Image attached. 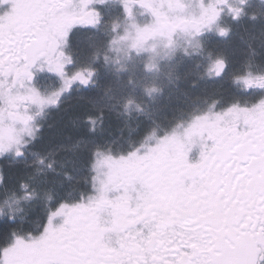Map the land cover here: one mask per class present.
<instances>
[{
  "label": "snow or ice",
  "instance_id": "6c2138e0",
  "mask_svg": "<svg viewBox=\"0 0 264 264\" xmlns=\"http://www.w3.org/2000/svg\"><path fill=\"white\" fill-rule=\"evenodd\" d=\"M10 2L11 10L0 16V153L20 143L16 123L30 134L27 103H56L28 83L38 61L64 78L61 91L75 80L89 82L80 72L66 77L71 58L57 50L74 24L95 25L99 16L84 11L91 0H80L79 12L75 0ZM130 4L155 18L141 39L164 34V28L169 35L176 28L199 32L219 15L209 6L200 19L170 20L164 8H180V0H125L129 15ZM223 68L217 60L211 70L219 75ZM242 81L264 87V78ZM197 144L199 160L190 163ZM103 163L109 171L97 195L61 203L40 235L14 237L0 249V264H264V100L196 116L182 134L166 135L143 153L106 156ZM110 192L119 194L109 198ZM57 216L64 220L54 226Z\"/></svg>",
  "mask_w": 264,
  "mask_h": 264
},
{
  "label": "trees",
  "instance_id": "16d2710c",
  "mask_svg": "<svg viewBox=\"0 0 264 264\" xmlns=\"http://www.w3.org/2000/svg\"><path fill=\"white\" fill-rule=\"evenodd\" d=\"M258 10L260 13L254 10L243 17L244 33L240 28L230 32L232 36L228 39L210 45L202 59L177 61L176 64L185 63L180 70L174 68L173 73L168 70L156 76H146L145 70H139V67L118 69L114 65L108 68V78L97 90H73L67 94L59 107L48 113L39 141L30 147L33 150L30 159L0 168L3 176L0 192L4 193L0 194V206L13 197L24 195V186L31 202L38 204L32 210H26L28 223L19 227L21 234L26 228L28 234L31 233L29 228H34L37 222L44 223L47 203L58 206L75 202L93 192L94 168L99 155L134 151L148 138L168 133L211 105L251 104L250 98L240 94L235 81L243 71V64L235 66V63L245 48V42L247 66L257 65L264 72V25H261L264 5ZM232 37L238 39L235 45H231ZM214 45L218 47L213 48ZM222 45L230 48L227 64L231 63L233 69L220 78L221 75L210 71L207 63L214 50L224 47ZM147 87H150V93H155L151 95L156 100L153 104L139 99ZM128 104H133L134 109L149 105L151 119L147 124L141 123L142 128L137 134H132L125 124L127 115L135 116L134 111L126 108ZM39 230L37 228L36 232Z\"/></svg>",
  "mask_w": 264,
  "mask_h": 264
},
{
  "label": "flooded vegetation",
  "instance_id": "af4514ba",
  "mask_svg": "<svg viewBox=\"0 0 264 264\" xmlns=\"http://www.w3.org/2000/svg\"><path fill=\"white\" fill-rule=\"evenodd\" d=\"M245 5L242 6L241 0H224L222 3H218L217 0H180L182 7L169 9L164 8V12L167 14L170 20L181 18L185 20L200 19L204 9L209 6H215L219 10L218 17L209 25L205 26L199 32H195L191 27L176 28L175 31L168 34L166 28L162 29L164 34H155L151 37L165 38V37H180V36H203L202 38H215L220 34L221 30L225 31L227 39L229 38L228 32L233 29L244 28L243 14L247 13L249 9L254 10L257 7L254 5L264 0H244ZM79 12L80 0H75ZM247 3V4H246ZM125 0H91L84 7V11H95L99 13L98 22L95 25L88 23H76L69 30L68 36L59 45L58 52H63L66 57L71 58L70 63L65 64V75L71 77L75 73L80 72L85 78L88 79L87 84H82L79 80L72 82L71 86L66 90H63L61 95L56 96L55 93L61 91L64 87V78L58 75L56 72L49 71L47 64L43 59L38 61L32 66L30 71L33 74L32 81L28 82L31 87L37 89L42 97H51L55 100L63 99L67 94H70L73 90L84 89L86 92H92L100 87V83L106 82L108 78V68L112 66H118V69H122L124 66L136 67L138 61H135V56L143 55L145 51L151 50L149 47L138 48L136 44V37H140V31L145 27H153L155 25V18L152 13L146 8L141 7L139 4H130L131 15L125 12L124 8ZM250 4V5H248ZM248 5V9H244V6ZM230 9L239 10V15L236 16ZM11 10V2L0 3V16ZM246 10V11H245ZM224 18V19H223ZM188 33V34H187ZM150 37V36H149ZM149 37L147 39H149ZM147 43V42H144ZM215 43V40L209 39L207 46ZM91 73V75H89ZM256 89L255 94H264V87L253 84L252 86H245L243 90L249 94ZM23 91V89H20ZM257 97V96H256ZM261 99V97H260ZM60 100V101H61ZM56 105L44 104L37 105L32 103L26 104V111L28 115H31L33 119L29 122V131H21L24 125L16 123L14 125L16 134L19 137L20 143L13 145L8 151L0 153V168L3 165L10 163H19L21 160L26 161L30 159L31 146L35 142L39 141V136L44 129V125L48 120V113L59 107ZM58 105V106H57ZM52 108L49 110V108ZM21 111H25L21 108ZM6 124H10V121H6ZM17 148L20 150V155H17ZM109 169L107 167L105 175H107ZM1 173V172H0ZM1 183L3 184V176L1 175ZM2 185L0 186L1 189ZM99 190V189H98ZM97 191H93L91 194L82 197L75 202H65L69 206L79 203L87 202L88 198L98 194ZM24 195L19 197H13L8 202L1 203L0 206V246L6 247L13 243L14 237H19L21 230L19 227L28 223L26 210L38 205L31 202V196L28 193V189L23 187ZM2 192H0L1 194ZM4 194V193H2ZM119 194V193H118ZM116 194V195H118ZM114 196H109L113 198ZM2 195H0L1 197ZM23 196H26L23 198ZM47 211H44L43 219L46 220L50 212L55 211L60 205L47 203ZM41 219V220H43ZM64 217L57 216L53 219V225L59 226L63 223ZM41 223V222H40ZM47 223H41V226L35 236L40 235L43 231V227ZM138 228L142 227L137 225ZM32 231L30 235L34 234V229L29 228ZM3 231H6L3 233ZM1 249V248H0Z\"/></svg>",
  "mask_w": 264,
  "mask_h": 264
},
{
  "label": "rangeland",
  "instance_id": "374dc122",
  "mask_svg": "<svg viewBox=\"0 0 264 264\" xmlns=\"http://www.w3.org/2000/svg\"><path fill=\"white\" fill-rule=\"evenodd\" d=\"M242 2V6L245 5V1L241 0ZM249 3V0L248 2ZM246 3V4H247ZM263 4L262 1L257 2L254 7H260ZM250 5V4H248ZM248 5L244 6V9H248ZM256 12L260 13L258 8L254 9ZM246 11V10H245ZM247 15L249 13H251V9H249L247 11ZM246 13L243 14V17L246 16ZM224 19V18H223ZM252 24H254V22H251ZM264 25V19L262 21V24ZM233 31H237L235 29L231 30V33ZM240 32L244 33V28L240 27ZM188 34V33H187ZM228 36L230 35V32L227 33ZM240 35V34H239ZM232 36V34L230 35V37ZM241 36V35H240ZM203 36L199 37V36H180V37H165V38H156L153 40V38L150 36L149 39H141L140 37H136L137 42L136 44L138 45V48H144L146 50V47L150 48L151 50L145 51L143 55H139V56H135V61H138L139 64L136 65V67H139V70H145V75L146 76H151L154 75L156 76L157 74H159L161 71L162 73H166V71L170 70L171 73L174 72V70H180L185 66V63H178L176 64L177 61L179 62H187V60H191V59H195V58H200L202 59V57L207 53L208 47L207 46V42L209 39H213L215 40V42H220L222 40L227 39V35L226 36H221V35H217L215 36V38L212 37H208L206 38H202ZM239 37V36H237ZM234 38V37H232ZM231 38V39H232ZM230 39V41H231ZM238 39H232L231 41V45H235L237 43ZM245 40V37L242 39ZM228 41V42H230ZM147 42V43H144ZM235 43V44H234ZM240 43H241V39H240ZM224 47H219L217 49L214 50L213 55L209 57L208 63H207V67H210V71L212 72V65L215 63V61L217 60H222L224 62V68L222 73L219 75L220 78H222L223 76L228 75V72L232 71L233 66H231L232 64H227V58H228V53H230V48L227 47L228 45H222ZM244 50H242V54L237 58V61L235 63V66H240L241 64H243V71L241 72L240 76H237L238 78L235 80L237 82V86L240 87V94L243 95V97L245 98H250L251 99V104H247V105H241L239 104L238 106L240 107H250L254 104L259 103V101L264 100V94L261 95H257L255 94L256 89L253 90V92L251 94H249L247 91H244V83L242 81V78L244 77H249L252 80H257L259 78H264V72H261V70L259 69V67L257 65H248L247 66V55H246V44L244 42ZM218 47L217 45H214L213 48ZM211 49V48H210ZM175 68V69H174ZM202 73V72H201ZM164 78V77H163ZM112 82V81H111ZM150 87H147L145 91H142L143 93L139 95V99L142 100L143 102H147V103H151L153 104L156 100L155 97H152V94L155 93H150L149 91ZM159 90L160 87L158 86ZM163 89H161L162 91ZM63 93V91H60L59 93V97L60 96H64L61 95ZM257 96V97H256ZM261 97V99H260ZM257 98L256 102L255 99ZM61 100V99H60ZM60 100L57 99L55 104H50L52 105H56L57 103H60ZM233 106V105H232ZM126 108L130 109L135 116L133 115H127L126 116V120H125V124L128 125V129L130 131H133L132 134H137V132L140 131V129L142 128L141 123L144 122V124L148 123L149 120L151 119V114H149V105H140L138 108L134 109L133 104H128L126 106ZM227 108L229 107H222L221 105L218 106L216 104L211 105L209 107H207V109L205 111L200 110V112H197L195 115L190 116L187 120H184L183 122L179 123L176 127H174L172 130H170L168 133H165L164 135H158V136H154L153 138H148V140L146 142L141 143V146L138 147V149L140 150L141 153L146 152L149 148L153 147L156 145V143L164 136L166 135H171L173 132L176 133H183V130L185 127H187V125L196 117V116H201L204 114H208V113H222L224 112ZM52 109L51 107L49 108V110ZM156 135V134H154ZM153 136V135H152ZM137 150V149H136ZM135 151V150H134ZM132 152V151H131ZM199 153H200V147L197 144L189 153H188V159L190 163H195L198 162L199 160ZM112 156L113 158H118L119 156H123V155H127V154H121V155H113V154H101L98 157V161L96 164V167L94 168V185H93V191H97L100 186H101V182L103 180L106 179V169L107 166L103 163V159L106 156ZM1 175L2 173H0V186L1 184ZM118 194V192H110L108 195L109 196H114ZM26 196H23V198H25ZM25 210H29V208H25ZM30 210H32V207L30 208ZM47 220V218H46ZM45 220V221H46ZM41 226L40 222H37L35 224V229H34V234L30 235V233L28 234L27 228L24 230V232L22 234L19 235L20 238H23L25 240L27 239H31L33 237H36V231H37V227Z\"/></svg>",
  "mask_w": 264,
  "mask_h": 264
}]
</instances>
